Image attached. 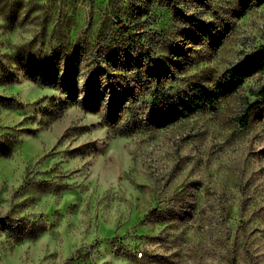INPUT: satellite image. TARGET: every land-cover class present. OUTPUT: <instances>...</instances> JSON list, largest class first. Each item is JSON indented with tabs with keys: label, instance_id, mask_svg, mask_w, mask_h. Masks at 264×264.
<instances>
[{
	"label": "rangeland",
	"instance_id": "374dc122",
	"mask_svg": "<svg viewBox=\"0 0 264 264\" xmlns=\"http://www.w3.org/2000/svg\"><path fill=\"white\" fill-rule=\"evenodd\" d=\"M263 43L264 0H0V264H264V74L153 122Z\"/></svg>",
	"mask_w": 264,
	"mask_h": 264
},
{
	"label": "trees",
	"instance_id": "16d2710c",
	"mask_svg": "<svg viewBox=\"0 0 264 264\" xmlns=\"http://www.w3.org/2000/svg\"><path fill=\"white\" fill-rule=\"evenodd\" d=\"M255 74H264V43L224 69L221 76L212 81H207L208 84L204 81L195 83L194 88L198 90L196 93L168 95L163 93L159 97L156 96L150 105H156L159 98L164 103V106L161 109L158 108L157 113L153 117L155 127L160 128L166 123L183 117L186 112L204 110L206 108L214 109L222 97L237 90L245 77ZM249 96L254 101L250 102L246 99L239 110V120L245 124L248 123L250 115L257 111L260 112L262 105H264V78L261 84L249 90ZM106 113L112 115L111 106L107 108Z\"/></svg>",
	"mask_w": 264,
	"mask_h": 264
}]
</instances>
